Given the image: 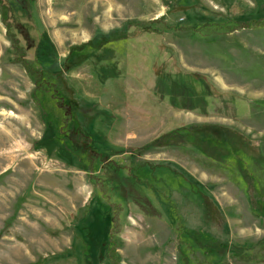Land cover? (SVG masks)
Masks as SVG:
<instances>
[{"label":"rangeland","instance_id":"1","mask_svg":"<svg viewBox=\"0 0 264 264\" xmlns=\"http://www.w3.org/2000/svg\"><path fill=\"white\" fill-rule=\"evenodd\" d=\"M4 2L24 54L0 16V264H264V0ZM126 24L113 59L103 49L66 74L91 116L111 118L81 124L87 158L63 127L79 103L58 107L21 61L38 68L41 39L61 61ZM210 125L262 162L216 158L230 141Z\"/></svg>","mask_w":264,"mask_h":264},{"label":"trees","instance_id":"2","mask_svg":"<svg viewBox=\"0 0 264 264\" xmlns=\"http://www.w3.org/2000/svg\"><path fill=\"white\" fill-rule=\"evenodd\" d=\"M33 2L31 1V4ZM33 8H34V13L31 15H35L36 16V9H35V3H33ZM0 16H1V22L3 24V26L6 29V33L7 36L10 38L11 40V46L12 49L17 52V54H20V56H23V50L22 48H20V46L18 45V41L14 38V35L12 34V32L10 31V23L8 21V6H6V3L4 2V0H0ZM258 25H262V22H255ZM36 24V23H35ZM264 24V23H263ZM152 25H148V26H144L142 31L144 33H147L148 31H152L154 30V28H152ZM130 26V24H126L123 25L121 28L119 29H115V30H111L108 33H103V32H96L93 36L92 39H90L87 43H84L82 45L79 46H74L69 50L68 55L62 59L61 61H58L54 55V52L52 51V46L51 44L48 42L47 39H41L39 40V44L36 45L35 48V60L37 62H39V60H42L41 62H39V66L36 70H31L30 67H28L25 62L21 61V64L24 67V70L26 71V73L33 79V82L35 84V89L38 90L40 89L41 91H45L46 93L52 92L51 93V97L52 99L55 101L56 105L60 108H65L66 106L71 108L75 106L76 103H79L80 108L76 107L74 109H76L73 113L70 112V115H68L69 119L65 122L63 127L67 128V124L69 121L70 124V131H69V135L71 136V139L74 141L75 144H79L80 146V150L84 153H86L87 158H89L90 155L93 154V150L90 146H88L89 143V137L84 133V130L79 131V128L81 127V124L83 126H87L91 123H86V120H88L90 118V120H92V118H94L95 116L102 115V113L104 114L103 118L106 119H111L109 116V112L105 111L102 112L100 110H96L94 111V113L92 114L93 116H91L90 114L92 113L91 109H86V105L87 102H83V100L81 99L80 96H75L72 89L70 88V86L68 85V82L66 80V74L69 73L70 71H72L73 69L81 66L84 62H86L87 60H89L90 58H92V56L100 51L103 50L105 52H107L109 54V50H105V46L109 43L112 42H118L121 40H125L128 39L129 37H131V35L129 34L130 32L128 31V27ZM88 50V51H87ZM46 56L45 61H43V59L38 58V56ZM110 57L113 59L114 58V53L111 52L109 54L108 58H97L98 61L102 62V60H110ZM110 62V61H109ZM103 73V78H101V83H104L106 79L108 78H114L116 76H118V72L117 70H115V68L113 69V67L111 66L109 70H105V68L102 70ZM52 77L53 78V82L52 83H48L45 80V77ZM190 77V79H194V81H196V83H200L201 81L197 80L194 76V74H189L188 75ZM186 91L187 95L189 94V91L186 90L185 84H182L180 87V91ZM184 99V98H183ZM84 106V108H82L81 106ZM189 108V107H187ZM73 109V110H74ZM88 114L89 116L86 118L83 117V115ZM98 115V116H99ZM97 116V117H98ZM96 120V118H95ZM94 120V121H95ZM84 121V122H83ZM90 122V121H89ZM206 128L210 131L216 132V133H224L227 138V141H230L228 147L231 150L230 151H226V154H224V152L218 147L215 146L212 149V152L216 151L215 149H217L218 151L215 152V157L219 158V156L221 155V157H228L231 156L232 151H237L241 150L242 154H238V155H242L244 157H252V159H256V162H262L261 159V155L259 153V148L258 147H253L255 150V152H253L254 154L250 155L248 153H251L250 151L252 150L249 147V142L251 143V141L248 139H245V137H241V135L236 134L234 132V130L227 128V129H223L220 128V126L217 125H210V126H206ZM223 137V136H222ZM82 139L85 140V143L87 146H85V144H82L81 141ZM236 144V146H235ZM238 144V145H237ZM225 150V149H223ZM247 152V153H245ZM210 154V153H209ZM211 155V154H210ZM110 162L106 163L105 165H101L99 166V171L103 172V174L109 179L106 180L104 184H108L110 182H114L115 180H117V178L114 175V170L110 169L109 170L106 168V166L109 164ZM113 175V176H112ZM254 179L252 178V181ZM118 183L122 184L123 181H117ZM254 182V181H253ZM264 194V193H263ZM134 201V200H133ZM116 233L112 232V234Z\"/></svg>","mask_w":264,"mask_h":264}]
</instances>
